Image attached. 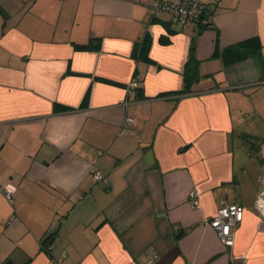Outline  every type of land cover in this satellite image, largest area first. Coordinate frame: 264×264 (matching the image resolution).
Returning <instances> with one entry per match:
<instances>
[{"label":"crops","instance_id":"1","mask_svg":"<svg viewBox=\"0 0 264 264\" xmlns=\"http://www.w3.org/2000/svg\"><path fill=\"white\" fill-rule=\"evenodd\" d=\"M153 1L0 0V264H264V0H201L203 28ZM232 202L226 246L204 223Z\"/></svg>","mask_w":264,"mask_h":264},{"label":"built area","instance_id":"2","mask_svg":"<svg viewBox=\"0 0 264 264\" xmlns=\"http://www.w3.org/2000/svg\"><path fill=\"white\" fill-rule=\"evenodd\" d=\"M151 8L153 12L164 11L169 13L171 20L179 23L197 22L205 11V5L201 0H154ZM138 86L137 78L133 77L126 87L128 96H135ZM131 121V117L125 118L126 123ZM125 131L124 129L123 132ZM94 178L97 181L104 180L100 171L94 172ZM1 191L8 201L12 200L13 192L10 188L2 187ZM197 196V191H190L189 199L192 200L193 207H198ZM256 208L259 212V230L264 232V185L256 197ZM243 216L244 207L241 204L238 202L226 203L221 205L212 217L206 219L204 224L215 232L222 244L233 246L235 228L242 221ZM236 257L244 258L245 256Z\"/></svg>","mask_w":264,"mask_h":264},{"label":"trees","instance_id":"3","mask_svg":"<svg viewBox=\"0 0 264 264\" xmlns=\"http://www.w3.org/2000/svg\"><path fill=\"white\" fill-rule=\"evenodd\" d=\"M206 15H209V12L206 9L203 12L202 16L198 19L196 23L200 25V28H203L204 26H207V23H205V17ZM148 40H143V42L140 44L139 47H134L135 50L140 52V54H143V56L146 57L145 48ZM261 47L260 41L257 37H252L246 40H242L240 42H237L234 45L226 47L222 51V58L224 64L228 65L234 61H238L241 59L246 58L247 56L251 55L255 51H258ZM76 48L79 49H89L91 48L90 43L86 45H76ZM191 49H193V44H191ZM198 62L195 59L193 52H191L190 57L188 58L185 67H184V83L185 87L188 88L192 82L196 81L198 79ZM138 89V88H137ZM51 239L52 234H49L47 236H43L40 240L42 247L45 249H49L51 245Z\"/></svg>","mask_w":264,"mask_h":264},{"label":"rangeland","instance_id":"4","mask_svg":"<svg viewBox=\"0 0 264 264\" xmlns=\"http://www.w3.org/2000/svg\"><path fill=\"white\" fill-rule=\"evenodd\" d=\"M256 132L259 135H261L264 132V121L263 120H260L259 123H258V125L256 126Z\"/></svg>","mask_w":264,"mask_h":264}]
</instances>
